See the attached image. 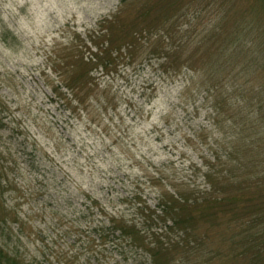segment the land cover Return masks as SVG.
Listing matches in <instances>:
<instances>
[{"label": "rangeland", "instance_id": "rangeland-1", "mask_svg": "<svg viewBox=\"0 0 264 264\" xmlns=\"http://www.w3.org/2000/svg\"><path fill=\"white\" fill-rule=\"evenodd\" d=\"M155 1L127 0L122 13L134 19L150 10L137 21L142 27L202 31L172 55H181L197 75L187 85L181 74L161 77L148 58L170 41L142 39L138 47L147 59L128 65L125 51L113 78H99L101 86L110 83L109 98L78 106L64 101L62 79L52 72L61 70L62 57L68 68L79 59L72 45L88 51L87 30L98 28L122 0H0V167L10 181L3 199L32 216L33 234L43 232V241L26 237L37 264H106L100 246L71 245L86 235L67 213L78 192L99 193L113 180L128 188L138 183L148 197L172 185L198 191L206 167L216 165L214 154L229 150L238 159L235 173L264 185V1ZM172 4L180 7L179 18H168ZM39 157L40 165L33 164ZM151 178L157 182L146 185ZM61 195L69 202L65 210ZM51 203L61 215L49 210ZM219 231L206 248L230 258L235 248L224 240L231 235Z\"/></svg>", "mask_w": 264, "mask_h": 264}, {"label": "trees", "instance_id": "trees-1", "mask_svg": "<svg viewBox=\"0 0 264 264\" xmlns=\"http://www.w3.org/2000/svg\"><path fill=\"white\" fill-rule=\"evenodd\" d=\"M126 1L122 0L120 9L112 16L102 19L97 29L87 30L85 43L89 40L93 43L90 47L86 45L87 52L82 53L78 43L72 45L79 59L68 68L69 64L62 57L61 70L52 72L62 79L64 101L68 104L76 101L78 106L86 102L92 106L94 103L103 105L112 90L110 83L101 86L99 78L106 77L108 82L113 78L111 74L118 68L116 60L125 51L130 56L129 61H125L128 65L143 63L147 59L143 56L147 54L139 50L142 39L147 41L162 36L169 39L170 44L161 43L148 58V62L157 65L161 77L172 80L181 74L187 85L197 75V70L187 65L186 59L179 54L172 55L181 46H188L190 39L196 42L195 38L202 31L196 33L192 25L183 30L189 34L179 35L182 29L177 26L142 27L137 21L151 11L141 10L134 19H127L122 13ZM163 1L156 0L154 4ZM170 8L175 9L168 18H179L177 10L180 7L172 4ZM164 30L166 33L162 32ZM66 68L69 70L64 72ZM198 79L202 86V75ZM150 95L151 99L157 97L154 93ZM236 161L235 151L215 153L213 162L216 165L206 167L202 189L198 191L183 192L172 185L170 189L156 191L153 197H148L138 183H131L132 187L128 188L119 186V180H113L99 193L78 192L80 199L73 210L67 209V213L71 211L70 223H77L75 230L86 235L75 236L71 245L83 241L87 251H95L94 247L100 246L106 264H264V185L254 183L251 175H237ZM41 162L42 157H39L33 164L40 165ZM11 181L16 190L15 179ZM9 182L7 173L0 167V264H37V256L33 258L25 244L26 237L29 242L43 241L45 238L38 237L43 232L39 230L33 234L32 216L20 215L19 204L4 201L5 186ZM156 182L151 178L146 185ZM59 201L63 209L65 203L69 205L63 195ZM48 208L55 215H61L60 207L54 211L51 203ZM218 231L231 235L224 240L235 248L234 253L230 251L227 255L230 258L206 248L216 239ZM39 252L46 256L40 248ZM99 255L94 257L96 263L100 261ZM63 259L67 258L64 256Z\"/></svg>", "mask_w": 264, "mask_h": 264}]
</instances>
